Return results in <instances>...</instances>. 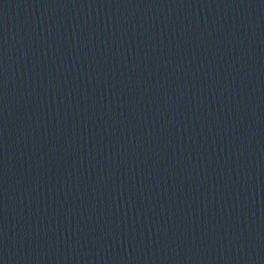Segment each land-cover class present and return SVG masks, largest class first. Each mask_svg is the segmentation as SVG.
Wrapping results in <instances>:
<instances>
[{"label":"water","instance_id":"obj_1","mask_svg":"<svg viewBox=\"0 0 264 264\" xmlns=\"http://www.w3.org/2000/svg\"><path fill=\"white\" fill-rule=\"evenodd\" d=\"M0 264H264V0H0Z\"/></svg>","mask_w":264,"mask_h":264}]
</instances>
